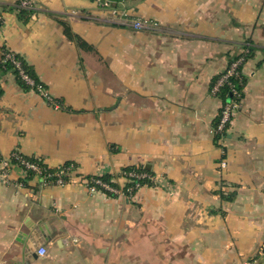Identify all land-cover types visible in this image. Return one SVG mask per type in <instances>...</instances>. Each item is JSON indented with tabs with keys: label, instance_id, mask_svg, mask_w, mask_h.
Wrapping results in <instances>:
<instances>
[{
	"label": "crops",
	"instance_id": "obj_1",
	"mask_svg": "<svg viewBox=\"0 0 264 264\" xmlns=\"http://www.w3.org/2000/svg\"><path fill=\"white\" fill-rule=\"evenodd\" d=\"M21 1L0 0V50L17 54L61 108L16 74H0V161L19 152L76 173L64 186L43 187L12 164L10 183L0 181V264L257 259L264 0H109L150 22L141 31L120 26L93 0H31L19 14ZM246 43L243 106L221 138L213 128L222 100L211 87ZM124 171L150 178L131 198L84 185L103 175L124 189Z\"/></svg>",
	"mask_w": 264,
	"mask_h": 264
},
{
	"label": "built area",
	"instance_id": "obj_2",
	"mask_svg": "<svg viewBox=\"0 0 264 264\" xmlns=\"http://www.w3.org/2000/svg\"><path fill=\"white\" fill-rule=\"evenodd\" d=\"M96 5L104 10H107L110 16L120 26H124L134 31H141L149 28L150 22L143 21L142 19L130 17L128 12L119 7H113L109 0H93ZM21 9L33 8V2L31 0H22L18 5ZM4 24V17L0 12V27ZM251 53V44L246 43L241 52L231 61L229 67L224 73H222L215 83L211 87V94L214 97L220 98L223 90L227 92L225 100H222L220 113L218 115V122L213 128V132L218 137H225L227 128L231 124L235 114H237L243 106V93L246 86L244 65ZM16 73L18 78L29 87L30 90L37 93L44 101L51 105L55 110H60L61 104L52 97L46 88L40 82H37L24 68L22 61L11 50H4L0 54V68L2 70ZM2 169L0 172V181L3 184L10 183V171L12 164H16L23 169L26 176L33 177L43 187L56 185L64 186L72 178V175L76 173V169L73 165H61L57 168L56 173H47L45 168L40 165L31 162L22 156L19 152H13L9 158L2 159L0 161ZM222 167H226L225 161L221 163ZM125 179L130 182L129 186L124 189L116 187L112 184V181H106L103 179V175H94L84 181V185L92 193L103 192L108 195L120 196V197H132L134 192L142 186L144 180L150 179L146 173L138 172H123ZM22 185V184H19ZM264 257V243L259 249L258 258L248 260L245 264H260L259 259Z\"/></svg>",
	"mask_w": 264,
	"mask_h": 264
},
{
	"label": "trees",
	"instance_id": "obj_3",
	"mask_svg": "<svg viewBox=\"0 0 264 264\" xmlns=\"http://www.w3.org/2000/svg\"><path fill=\"white\" fill-rule=\"evenodd\" d=\"M18 11H19V14H21V13H25V12H28L27 11V9H21V8H19L18 9ZM4 50H9V49H5V48H2L1 50H0V54L4 51ZM17 55V54H16ZM17 57L22 61V63H23V66H24V68H25V70L37 81V82H39V80H37L36 78H35V76H33V74H32V72H31V70L29 69V66L17 55ZM8 71H6V70H2L1 68H0V74H3V73H5V72H12V73H14V74H16L15 72H13V71H10V67L8 66ZM18 77V76H17ZM18 81L21 83V85L22 86H24L25 88H27V89H29V87L28 86H26L21 80H20V78H18ZM227 91L226 90H223L222 91V94H220V99L221 100H225V97H226V93ZM31 162H33V163H36V164H38V165H40L41 167H43V168H45V170L47 171V173H50V174H53V173H56V171H57V168H53V169H51V168H48V167H46L45 165H43V164H39V163H37L36 161H34V160H31V159H29ZM68 165H71V164H68ZM103 179L104 180H106V181H109L110 182V177H108V176H103ZM142 182V181H141ZM113 184V183H112Z\"/></svg>",
	"mask_w": 264,
	"mask_h": 264
},
{
	"label": "water",
	"instance_id": "obj_4",
	"mask_svg": "<svg viewBox=\"0 0 264 264\" xmlns=\"http://www.w3.org/2000/svg\"><path fill=\"white\" fill-rule=\"evenodd\" d=\"M21 239H22V235H21V233L19 234V238H18V240L19 241H21ZM35 240H36V246L37 247H41L42 246V243H43V241H44V239H40V238H37V236H36V238H35ZM29 248L28 249H26V251H25V254L27 255V254H29ZM34 256V255H33ZM19 264V263H18ZM21 264V263H20Z\"/></svg>",
	"mask_w": 264,
	"mask_h": 264
}]
</instances>
